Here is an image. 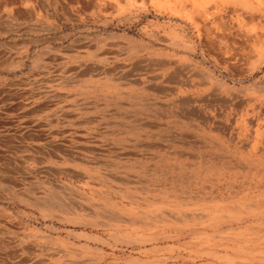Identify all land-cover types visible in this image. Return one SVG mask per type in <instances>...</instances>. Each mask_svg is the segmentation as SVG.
<instances>
[{
	"label": "rangeland",
	"instance_id": "1",
	"mask_svg": "<svg viewBox=\"0 0 264 264\" xmlns=\"http://www.w3.org/2000/svg\"><path fill=\"white\" fill-rule=\"evenodd\" d=\"M0 264H264V0H0Z\"/></svg>",
	"mask_w": 264,
	"mask_h": 264
}]
</instances>
